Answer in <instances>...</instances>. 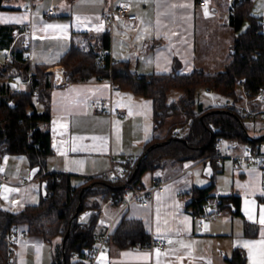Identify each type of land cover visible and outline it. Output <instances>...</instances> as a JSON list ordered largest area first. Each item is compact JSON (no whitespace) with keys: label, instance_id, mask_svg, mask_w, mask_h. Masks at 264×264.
Here are the masks:
<instances>
[{"label":"crops","instance_id":"1","mask_svg":"<svg viewBox=\"0 0 264 264\" xmlns=\"http://www.w3.org/2000/svg\"><path fill=\"white\" fill-rule=\"evenodd\" d=\"M199 1L0 0V25L29 28L31 64L45 65L51 75L47 126L51 152L41 168L67 175L72 185H79L134 161L152 136L163 137L172 126L186 119L180 124L157 126L151 98L121 88L109 78L68 80L64 65L58 62L73 43L87 48L100 46L99 35L108 31L112 59L127 60L130 69L138 74L222 71L232 59L236 35L230 25L229 0H205V4ZM121 2L131 3L132 11L138 15L136 20L114 17L110 21L102 17L103 11ZM29 4L31 9L27 8ZM50 8H54V14L47 16ZM251 12L260 17L264 31V0H251ZM244 25L246 28L248 22ZM59 66L61 76L56 71ZM29 86L30 82L24 81L17 88L24 91ZM182 95V90L172 87L166 101L172 103ZM98 99L109 100L126 116L97 111L91 102ZM259 119L254 117L247 125L256 124ZM252 137L264 138V134ZM257 145L264 150V139ZM206 163L169 158L163 166L146 170L141 175L142 185L150 186L156 177L165 182L163 189L154 192L149 204L134 202L120 214L117 204L102 200L100 195L89 196V204L99 201L96 239L108 228L112 232L125 216L140 219L153 240L166 242L164 248H121L110 240L100 264H231L237 248L244 251L246 264H264V225L259 223L264 210L263 171L226 159L220 165L212 164L209 175ZM32 168L24 154H4L0 158V178L5 181L0 188V208L16 212L39 203L44 177L36 173L31 178ZM212 183L215 186L211 192L228 191L238 196L239 207L236 210L229 204L218 217L201 220L188 206L189 193ZM92 211L93 208L84 210L79 217L82 213L89 216ZM62 245L61 237L44 240L29 236L13 248V264H52L54 250Z\"/></svg>","mask_w":264,"mask_h":264},{"label":"trees","instance_id":"2","mask_svg":"<svg viewBox=\"0 0 264 264\" xmlns=\"http://www.w3.org/2000/svg\"><path fill=\"white\" fill-rule=\"evenodd\" d=\"M229 19L230 25L236 31L231 50L232 59L224 70L215 73L195 69L190 73L138 74L130 69L127 60L111 62L109 55L99 60L101 50L110 47L108 31L99 35L100 46L87 48L77 43L71 45L58 62L64 65V74L68 80L109 78L121 88L151 98L157 126L162 125L172 114H185L186 119L181 123L185 126L184 131L172 133L174 127H179L174 125L163 137L152 136L145 143L144 149L152 143L175 136L183 137L186 142L173 139L166 144L155 146L142 161L135 175L133 171L138 157L131 164L125 162L126 174L118 181L99 175L74 186L67 175L54 172L59 175L57 180L45 176L43 181L47 182L48 195L42 197L39 203L26 205L16 212L0 208V264H13L12 254L9 253L11 249L6 239V234L13 225L26 228L29 236L41 237L44 240H52L55 237L63 239L69 232L64 248L58 247L54 250L52 264H81L95 247L98 236L95 221L99 215V201L89 204V196L100 195L102 200H107L124 190V181L130 185L137 184L143 172L163 166L169 158L176 161H196L209 156L214 153V142L220 136L235 137L249 145H257L264 139L247 138L234 115L226 111L216 112L217 109L229 110L240 117L235 107L220 104L224 100H238L235 87L239 79L243 78L246 87L252 91H257L264 84V31L260 17L251 12V0H241L235 11L230 13ZM245 22H248V25L242 30ZM19 30L20 27L17 26L0 25V47L6 50ZM24 55L25 49L18 47L14 51L13 60L0 66V158L4 154H24L32 167H41L43 159L51 152L50 132L47 128L40 127V124L50 118L48 100L52 80L50 73L45 71V65H32ZM30 68L33 74L29 88L18 90L13 78L26 79ZM6 75H9L10 79L6 78ZM172 87L182 90L183 95L178 100L167 103V93ZM200 88H212L220 103L212 105L210 102L205 104L198 100L197 93ZM36 99H39V104H35ZM190 119V125L186 126ZM250 119L253 120L254 117ZM243 123L250 131L247 121ZM210 162L215 165L214 161ZM92 182L93 185L88 186ZM214 186L212 183L196 192L198 199L188 204L193 213L200 212L204 196L211 192ZM84 187L86 188L80 197ZM79 204L81 206L78 216L74 217ZM229 204L238 210L239 197L230 194L222 200L220 208ZM92 208L94 211L91 212L90 220L81 222L80 212L90 211ZM110 240L118 247L124 248L148 244L153 237L146 231L140 219L123 216L110 233L108 241ZM73 250L76 251L75 255L72 254ZM230 262L246 264L244 251L237 248Z\"/></svg>","mask_w":264,"mask_h":264},{"label":"built area","instance_id":"3","mask_svg":"<svg viewBox=\"0 0 264 264\" xmlns=\"http://www.w3.org/2000/svg\"><path fill=\"white\" fill-rule=\"evenodd\" d=\"M241 0H229V10L230 13L235 11L237 4ZM200 4H205V0H200ZM28 9L32 8V5L27 6ZM54 14V8H50L47 12V16ZM137 13L132 11V5L130 2H121L119 5L111 7L109 10L102 12V17L106 20H112L114 17L133 21L137 19ZM262 30H259L261 32ZM17 43L20 44V47L25 49V59L31 60L32 50H31V31L27 27H22L19 31L16 32L12 43L5 50V61H12L14 57V51L18 48ZM105 55H109L110 61L114 62L110 56L109 48H104L101 50L98 59L102 60ZM50 69H47V71ZM65 71V70H64ZM32 68L28 70L27 78L22 80V78L15 77L13 79L16 87L22 82H31L32 79ZM118 85V84H116ZM36 92L37 89L35 88ZM208 93L212 97V105L220 103L217 98L214 97V91L212 88L208 89ZM235 96L237 101L233 99L224 100L220 104L225 106H233L240 113L241 120L249 121L251 117H259L264 121V84L260 86L257 91H252L247 88L245 85V80L239 79L235 87ZM92 105L97 111L106 112L110 116H126V112L122 109L114 107L112 102L107 99H98L93 100ZM35 104H39V99L35 100ZM191 119L187 122L186 126H189ZM49 124L48 120L43 121L40 124V127L47 128ZM180 127H174L172 133H177L180 131ZM214 153L206 156L202 159L196 160L200 163L214 161L215 164L220 165L226 159L234 161L236 164L244 167H257L263 171L264 174V150L258 145H249L242 143L238 138L235 137H218L214 142ZM133 161H128L131 164ZM126 167L122 166L118 169H112V171L105 175L107 179L112 181L121 180L122 177L126 174ZM40 175L42 177L50 176L54 180L59 179V175L54 172H50L47 169L41 168ZM4 178H0V188L4 185ZM165 182L156 177L152 178L151 185L144 187L141 182L137 184L130 185L124 181L123 186L124 190L116 193L115 195L109 197L108 202L115 203L119 206L118 214H120L125 208L134 202H140L143 205H147L151 202L153 194L156 190H161L164 187ZM230 192L228 191H214L209 192L204 196V200L200 206V212L194 213L195 217H199L201 220L207 218H216L222 213L220 208L223 198L228 197ZM189 197L191 201H196L198 199L195 192H190ZM212 204L213 207L210 205ZM111 229L108 228L104 234H101L97 239L96 246L86 255L85 262L81 264H100L101 257L106 251V244L109 240ZM29 237L28 230L22 228L19 225H13L10 231L6 234V239L10 246L9 253L12 254L13 248L22 243L25 239ZM139 248L144 247H159L164 248L166 242L164 239L152 240L148 244H138ZM72 254L75 255L76 251H72Z\"/></svg>","mask_w":264,"mask_h":264},{"label":"water","instance_id":"4","mask_svg":"<svg viewBox=\"0 0 264 264\" xmlns=\"http://www.w3.org/2000/svg\"><path fill=\"white\" fill-rule=\"evenodd\" d=\"M219 111H226V112H229V113H231L232 115H234V116L236 117V119L238 120V122H239V124H240V126H241V128H242V130H243V132H244V134H245V136H246L247 138H250V139L253 138L252 135H251V134L249 133V131L247 130V128H246L245 124L243 123V121L241 120V118H240L238 115H236V113H234V112H232V111H229V110H223V109H217V110H216V112H219ZM173 139L186 142V140H185L183 137L175 136V137H171V138H169V139H167V140H163V141H159V142H156V143H152V144H150L147 148L144 149V151H143V152L141 153V155L138 157V159H137V161H136V164H135V167H134L133 175L136 174V172L138 171V169H139V167H140L142 161L145 159V157L148 155V153H149V152H150L155 146H159V145L166 144V143L170 142V141L173 140ZM40 168H41L40 166H35V167H33V168L31 169L30 177L33 178V177L36 175V173L40 170ZM205 171L208 172L209 175H211V172H212V164H211L210 161H208V162L206 163V169H205ZM91 185H93V182L90 183L88 186H91ZM46 186H47V182H46V181H43V182H42V195H43V197H46V196L48 195V192H47ZM88 186H87V187H88ZM85 188H86V187H84V188L82 189V191H81V193H80V197H81V195H82V193H83V190H84ZM80 206H81V204L78 205V208H77L76 213L74 214V217H77V216H78V212H79ZM68 235H69V232H67V233L65 234L64 238H63V245H62L63 248H64L65 240L67 239ZM64 257H65V253H64Z\"/></svg>","mask_w":264,"mask_h":264},{"label":"rangeland","instance_id":"5","mask_svg":"<svg viewBox=\"0 0 264 264\" xmlns=\"http://www.w3.org/2000/svg\"><path fill=\"white\" fill-rule=\"evenodd\" d=\"M56 7V6H55ZM58 14H60L61 10L58 8ZM225 14V13H223ZM212 17H216L214 15L211 14ZM224 16V15H223ZM245 28V25L243 26V29ZM5 50L3 48L0 47V66H2L6 61H5ZM6 78L10 79L9 75H6ZM22 87L27 88V86L23 85ZM214 97L216 98L215 94ZM197 99L200 101H203L205 104H208L209 102L211 103L212 101V97L211 95L208 93V90H205L203 88L198 89V93H197ZM185 114L184 113H177V114H172L168 117V119L164 122V125H169V124H173V123H181L183 120L185 119ZM184 124H180L179 126H181V130L180 132L184 131ZM251 131L250 134L256 135V136H260L264 134V121L259 119L258 122L256 124H249ZM91 198V197H90ZM87 216V214L82 213L79 217V220H90L91 218V213L89 216ZM89 217V218H88Z\"/></svg>","mask_w":264,"mask_h":264},{"label":"snow or ice","instance_id":"6","mask_svg":"<svg viewBox=\"0 0 264 264\" xmlns=\"http://www.w3.org/2000/svg\"><path fill=\"white\" fill-rule=\"evenodd\" d=\"M97 30H99V29H97ZM249 219H252V216L251 215H249ZM259 223L261 225H264V210L261 211V216H260ZM169 243H171V241H169ZM246 246H250V245H246ZM157 255H160V253L157 252Z\"/></svg>","mask_w":264,"mask_h":264},{"label":"bare ground","instance_id":"7","mask_svg":"<svg viewBox=\"0 0 264 264\" xmlns=\"http://www.w3.org/2000/svg\"><path fill=\"white\" fill-rule=\"evenodd\" d=\"M56 71H57V74L61 76V73H62V67L59 66L56 68ZM185 127V126H184ZM125 166V165H124Z\"/></svg>","mask_w":264,"mask_h":264}]
</instances>
